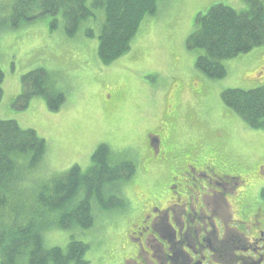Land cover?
I'll use <instances>...</instances> for the list:
<instances>
[{
    "label": "rangeland",
    "instance_id": "obj_1",
    "mask_svg": "<svg viewBox=\"0 0 264 264\" xmlns=\"http://www.w3.org/2000/svg\"><path fill=\"white\" fill-rule=\"evenodd\" d=\"M215 4L239 11L248 8L246 0H159L157 12L143 19L131 49L109 65H103L98 54L104 7H93L94 15L73 36L65 32L60 15L3 28L0 119L32 128L47 143L42 161L23 168L20 187L38 193L76 164L86 170L96 147L105 143L114 159L135 163V174L120 184V196L135 199V189H147L165 176L162 166L144 170L148 137L161 133L171 140L167 147L179 158L194 156L195 151L209 154L214 164L220 162L218 172L239 175L246 182L249 210L261 206V199L264 205V128L250 127L222 98L226 89L264 86V45L225 60L223 78L201 72L196 61L203 49L190 48L188 37L197 15ZM37 67L46 68L65 94L57 111L42 96H34L24 108L16 103L24 74ZM114 209L97 206L96 223L87 229L56 225L59 211L51 213L43 230L45 246L65 250L73 239L82 240L89 244L85 256L90 264H120L129 219ZM151 258L158 262L153 252Z\"/></svg>",
    "mask_w": 264,
    "mask_h": 264
},
{
    "label": "trees",
    "instance_id": "obj_2",
    "mask_svg": "<svg viewBox=\"0 0 264 264\" xmlns=\"http://www.w3.org/2000/svg\"><path fill=\"white\" fill-rule=\"evenodd\" d=\"M246 1V10L215 4L207 13L196 18L188 45L203 49L196 67L209 78L225 77V60L264 45V0ZM158 5L159 0H92L91 5L88 0H0V31L58 14L63 19L65 32L73 36L82 22L94 15L93 7H104L105 19L99 34L98 54L101 62L108 65L130 50L143 19L154 15ZM54 26L55 23H52ZM50 76L44 67L24 74L23 90L16 103L24 108L34 96H42L51 110H59L65 102V94L55 87ZM3 81L4 72L0 67V102L4 92ZM222 98L250 127L264 128V86L248 90L226 89ZM46 150L45 139L35 130L22 128L14 119H0V191L14 195L16 185L24 179L18 157L28 158L29 165L33 167L42 161ZM135 170L133 161L114 159L109 146L103 143L92 154V165L88 170L82 171L80 166L74 165L67 172L52 178V187L49 190L44 187L36 194L34 204L27 208V213L23 211L24 217L7 211L8 203L0 197L1 264H66L69 260L70 264H89L85 256L89 246L85 242L73 239L65 250L60 246H45L44 226L40 224L39 213L46 209L60 210L61 227H74L65 223L71 220L80 224L82 229L90 228L95 220L90 214L88 197L78 203L71 200L72 207L67 209L65 205L70 196L78 188L86 190L88 187L89 191L96 189L100 200L106 195L115 201L118 188L114 189V186L131 178ZM47 192L51 199L38 203L39 196ZM28 214H35L37 218Z\"/></svg>",
    "mask_w": 264,
    "mask_h": 264
},
{
    "label": "flooded vegetation",
    "instance_id": "obj_3",
    "mask_svg": "<svg viewBox=\"0 0 264 264\" xmlns=\"http://www.w3.org/2000/svg\"><path fill=\"white\" fill-rule=\"evenodd\" d=\"M158 134L145 170L162 166L165 176L117 210L129 219L120 264H264L263 200L249 210L239 175L218 172L209 154L179 158Z\"/></svg>",
    "mask_w": 264,
    "mask_h": 264
},
{
    "label": "bare ground",
    "instance_id": "obj_4",
    "mask_svg": "<svg viewBox=\"0 0 264 264\" xmlns=\"http://www.w3.org/2000/svg\"><path fill=\"white\" fill-rule=\"evenodd\" d=\"M51 16H59L58 14L56 15H51ZM7 28H13V27H7ZM188 87H192L191 85L188 84ZM18 160L21 164V169L23 171L24 167H31L28 163V158L26 157H18ZM123 181H120L119 183H117L118 185L121 184ZM81 183V182H80ZM117 184L114 186V189L116 188ZM44 187L46 189H50L52 187V183L51 181H48V184H45ZM38 192H42L43 188ZM118 188V187H117ZM117 191V196H116V200L114 201L113 199H109L106 195L102 196V199L100 200L97 196L96 189H92L91 191H89L88 187L86 188V190H82L80 188H78V191H75L71 196H70V200H68V202L66 203L65 207L67 209H71V200H73V202H79L81 200H84L85 198L88 197V201H89V205H90V214L92 216V220H96V207L99 206L100 208H113V207H117L120 206V204H118V197H119V189H116ZM15 192V196L12 193L9 192H5V191H0V197H2L5 201V203H8V205L6 206L7 211H12V212H16L18 215H20L19 217L22 218L24 217V212L26 211L27 213V208H29L30 205L34 204V199H36L35 194H38L37 192H33V193H28L27 190L25 188H21L20 185H16V189L14 190ZM19 194V195H18ZM50 194L47 192L45 194H43L42 196H39V200H36L38 203H43L50 198ZM33 209V208H32ZM59 211L58 215V220L56 221V225L60 226V220H61V214L62 212L60 210H48L46 209L45 211H43V213H39V219H40V224L43 225L44 229L46 228V224H45V220H46V216H49L51 213ZM33 216V218H37V215L35 214H28ZM27 215V216H28ZM65 223L67 225L70 226H78L80 227V224L72 222L71 220H66ZM66 264H70V260L66 262Z\"/></svg>",
    "mask_w": 264,
    "mask_h": 264
}]
</instances>
